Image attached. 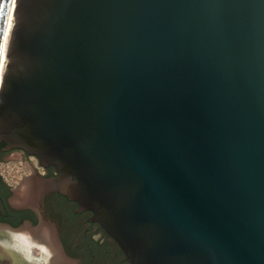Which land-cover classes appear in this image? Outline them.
<instances>
[{
	"label": "water",
	"instance_id": "water-1",
	"mask_svg": "<svg viewBox=\"0 0 264 264\" xmlns=\"http://www.w3.org/2000/svg\"><path fill=\"white\" fill-rule=\"evenodd\" d=\"M10 11L3 151L128 264H264V0H0V57Z\"/></svg>",
	"mask_w": 264,
	"mask_h": 264
},
{
	"label": "flooded vegetation",
	"instance_id": "flooded-vegetation-1",
	"mask_svg": "<svg viewBox=\"0 0 264 264\" xmlns=\"http://www.w3.org/2000/svg\"><path fill=\"white\" fill-rule=\"evenodd\" d=\"M5 144H0V161L10 153L29 161V167L21 175L15 186H11L0 174V232L7 234L27 228L35 232L47 244V226L54 232L56 247L66 263L61 264H128L115 242L105 234L101 227L91 220V213L79 209L76 202L69 200L59 191L43 187L47 181L57 177V172L50 166L42 165L32 155L21 150L3 151ZM28 181L38 184L34 201L28 203L24 185ZM36 199V200H35ZM17 203V204H16ZM42 230V231H41ZM43 233V236L41 234ZM39 239V243H40ZM22 240V238H21ZM20 238L13 239L26 264H45L39 257L41 244L33 245L32 250L39 253L26 254ZM58 245V246H57ZM50 252V251H49ZM51 254V253H50ZM51 255V263H53ZM5 262L0 258V264Z\"/></svg>",
	"mask_w": 264,
	"mask_h": 264
},
{
	"label": "bare ground",
	"instance_id": "bare-ground-1",
	"mask_svg": "<svg viewBox=\"0 0 264 264\" xmlns=\"http://www.w3.org/2000/svg\"><path fill=\"white\" fill-rule=\"evenodd\" d=\"M11 9H12V7H11ZM11 11L9 13V17H11V20H9V18H8L7 28H6V32H5V38H4V42H3V50H2L1 57H0V84H1L2 77H3L4 71H5V66L7 63V57H6L7 47H8V43L10 40V33H11V29L13 27V22H14L13 15H12ZM37 187H38V184L35 181H28L27 183H25L24 190L26 191L28 203L32 202V200L34 201V197H36L35 192H36ZM43 233L44 232H41L42 236H43ZM45 237L47 238V244L49 246V251H50L51 255H53V257H52L53 263L54 264L63 263L64 258L61 256L62 253L61 254L59 253V251H60L59 247L57 248L55 245V244H57V242L55 240L54 232L50 228V226H47V236H45ZM58 249H59V251H58ZM0 258L5 262L4 264H8V259H7L6 255L1 250H0Z\"/></svg>",
	"mask_w": 264,
	"mask_h": 264
},
{
	"label": "rangeland",
	"instance_id": "rangeland-1",
	"mask_svg": "<svg viewBox=\"0 0 264 264\" xmlns=\"http://www.w3.org/2000/svg\"><path fill=\"white\" fill-rule=\"evenodd\" d=\"M29 164L28 160L19 157L16 153H10L0 161L1 178L11 186H15L21 175L27 171L26 167L28 168L30 166ZM63 262L66 263L67 260Z\"/></svg>",
	"mask_w": 264,
	"mask_h": 264
},
{
	"label": "snow or ice",
	"instance_id": "snow-or-ice-1",
	"mask_svg": "<svg viewBox=\"0 0 264 264\" xmlns=\"http://www.w3.org/2000/svg\"><path fill=\"white\" fill-rule=\"evenodd\" d=\"M13 3H15V0H13ZM9 20H11V17H9Z\"/></svg>",
	"mask_w": 264,
	"mask_h": 264
}]
</instances>
